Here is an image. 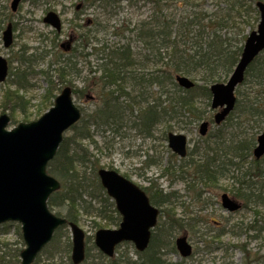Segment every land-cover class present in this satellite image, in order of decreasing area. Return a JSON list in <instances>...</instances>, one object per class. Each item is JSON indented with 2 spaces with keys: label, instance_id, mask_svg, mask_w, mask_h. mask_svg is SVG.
<instances>
[{
  "label": "rangeland",
  "instance_id": "374dc122",
  "mask_svg": "<svg viewBox=\"0 0 264 264\" xmlns=\"http://www.w3.org/2000/svg\"><path fill=\"white\" fill-rule=\"evenodd\" d=\"M91 1L21 0L17 11L11 13V0H0V19L3 22L0 29V56L8 61L10 67L7 78L0 83V116L7 115L10 118L7 129H12L20 123H30L39 119L51 107L54 97L67 83L71 86L72 91L81 95L80 99L76 94L73 97L76 104L86 113L92 112L100 106L101 98L98 93L103 84L97 77L98 74L95 76L91 74L86 82L89 68L92 71L96 68L94 56L88 60L78 59L77 68L81 70L80 76L69 75L65 80H62L65 84L61 85L55 80L53 84L49 82L50 77L55 75L56 57L60 58L61 55L69 54L64 53L60 45L72 38L71 48L74 49L77 38H80L79 35L87 28H92L93 21L95 24H103L106 27V31L96 35L97 40H104V43L109 46L122 45L132 40L133 36L130 31L134 30L139 20L149 18L153 8L150 4H144L142 1L134 2L132 5L122 2V5L120 4L122 8L116 11V16L108 19L107 16L101 15L100 10ZM180 1L182 2V0ZM77 4L82 6L78 11L75 10ZM204 5L203 8H209L207 2ZM170 10L168 9V13L172 14ZM49 11L56 13L60 18L62 22L60 33L53 34L51 28L42 23L43 17ZM182 11L184 12V9ZM257 18L256 16V21H253L252 17L253 29H256ZM9 23L14 26L12 45L9 48H4L1 33ZM93 35L91 36L93 37ZM42 38H45L47 42L45 43ZM131 48L136 54L142 52L136 41L131 42ZM73 49L70 53H73ZM31 56H33V61L30 59ZM75 56L77 57L76 53ZM23 61L25 62L22 63ZM87 62L90 63V67ZM26 63L31 64L23 66ZM11 68H13V74L16 69H19L20 73L24 71V68L30 69L26 87L18 88L15 77L10 75ZM45 72L46 74H44ZM43 74L49 78V84ZM151 90L150 95L147 91L145 96L149 97L150 101L154 99L157 103H161L164 97H160L158 89L151 88ZM82 92H84L83 95ZM7 94L14 98L13 102L6 101ZM85 94H87L86 98H84ZM235 94L237 100L245 98L248 94L253 99L259 95L257 99L263 100L261 105L264 107V86L251 88L247 84H243L236 89ZM120 100L122 101V99ZM206 102L207 100L204 98L197 101V110L203 115L201 120L190 125L181 123L178 126L171 124L167 127L161 123L155 125L148 132H144L139 127L132 128L133 123L138 124L136 119L138 112L143 110L147 104L132 106L133 108L130 109L132 113L126 107V120L123 127L119 129V134L110 131L109 128L104 132L91 129L90 134L92 141L96 144V149L90 144V141L77 142V145L88 153L89 162L79 169L80 174L75 177L80 178L84 175L87 181L92 180L91 169L95 166L97 169L115 171L142 188L148 196L153 193L169 195L168 204L160 207L156 204V207L163 208L165 211L164 217L161 215L158 217V226L161 225L162 229H166V222L178 224L177 228L161 234L162 239L166 238V247L160 251V254H163L167 264H264V233L256 234L257 237L260 236V239L254 240L250 236L255 235V232L237 229L238 226H253V221L264 219V207L250 208V211L242 207L233 213L224 210L221 207L220 197L221 194H226L232 198L229 181L221 180L222 182L204 186L200 184L201 181L192 165V161L195 160L194 156H191V150L195 146L202 148L200 145L202 138L198 135V126L202 121L210 122L214 114ZM258 123H260L258 132H260L264 128L262 119ZM213 126L214 124L210 127ZM255 126L257 127V124ZM169 132L186 136L189 150L186 158L179 160L167 147L166 136ZM71 134V131H67L64 137H69ZM149 158L155 160L156 163L148 164L146 159ZM180 176H184V178L181 179ZM93 204L96 208L101 207L95 202ZM79 214L77 226L85 234L87 250L85 264H106L108 258L98 251L93 241L96 231L117 228L114 225L108 227L105 225V222L114 216L110 215L107 219H100L93 215L87 216L80 212ZM9 224L6 233L1 231L2 227H0V264H20L19 253L25 248L22 237L18 235V233L21 234L20 225ZM180 236H186L187 242L192 247V254L187 259L181 258L174 247V240ZM70 244V231L66 229L60 233L56 240L58 247L55 246L49 252L53 253L56 258H60L62 262L70 261ZM66 245L69 246L68 251H65ZM137 253L132 244L124 243L115 249L112 259L116 260L124 256L123 258L128 259L132 264H141ZM46 257L47 254L44 251L41 252L34 264H45Z\"/></svg>",
  "mask_w": 264,
  "mask_h": 264
},
{
  "label": "trees",
  "instance_id": "16d2710c",
  "mask_svg": "<svg viewBox=\"0 0 264 264\" xmlns=\"http://www.w3.org/2000/svg\"><path fill=\"white\" fill-rule=\"evenodd\" d=\"M96 1L103 6H109V3H114L116 0ZM206 2L209 8H203ZM240 2L241 0H182V2L180 0H152V13L149 18H145L148 21L140 26L137 25L134 30L130 31L133 36L131 41L112 47L103 44L100 49L85 53L86 45L84 46L83 40L89 43L95 37L90 44L103 43L104 40L96 38L99 32L106 31L103 24H94V27L87 30L85 35L77 39L73 53L65 55L66 58L55 69V73L60 80L69 75H78V59L88 60L94 56L97 60L94 72L98 74L103 84L98 93L101 103L97 109L90 114H84L83 118L70 128L69 131L72 134L69 137H63L54 159L47 166V173L60 183V190L51 194L48 199L47 206L50 211L76 224L79 221V212L100 219H107L113 215L114 217L105 222V225L107 227L118 225L120 218L114 209V204L99 184L96 175L97 168L92 167V180L90 181H87L84 175L80 178L75 177L80 174L79 169L89 162L88 153L80 148L77 142L90 141L96 149V144L92 141L90 134L91 129L104 132L109 128L110 131L119 134V129L123 127L126 120V107L130 110L132 106L143 103L147 105L138 112L136 116L138 124L133 123L132 128L139 127L144 132H148L155 125L161 124L164 115L169 123L174 122L175 126L181 123L190 125L199 121L202 115L195 107L197 98L205 96L208 100L210 95L207 85L221 82L226 78L240 57L244 36L241 34L238 39H235L233 36L222 38L219 35L224 30L235 27L236 20L240 18V10L243 9ZM111 7L117 6L113 4ZM168 9H171L172 14L168 13ZM248 11L249 9L246 13ZM256 16V11L251 10L248 16L249 23L252 22V17L253 21H256ZM1 25L3 22H0V29ZM205 29L212 32H205ZM92 34H94L93 37H91ZM132 41L140 45L142 49L140 54L133 52ZM133 56L143 58L145 61L152 60L156 68L151 73H140L138 68H134L137 65H135ZM30 59L33 61V56ZM256 62L257 60L246 72V79H249L248 83L252 88L264 82V71L259 66L254 67ZM31 63L23 64V66ZM87 64L90 66L89 62ZM253 69H256L255 73ZM11 70L10 75L15 77L18 88L26 87L30 69L24 68L21 73L19 69H16L14 74ZM176 74L191 77L192 80L201 82L202 86L199 87L196 84L191 90H183L174 81ZM45 79L48 82L46 76ZM125 88H130L133 95L132 93L127 94ZM151 88H157L160 97H164L161 103H157L154 99L150 101L149 97L145 96L147 91L150 95ZM7 95L6 101L13 102L14 98ZM239 104L231 117L227 118V125L208 135L212 141H205L203 152L207 156L204 161H207L208 155L215 157L226 163L220 166V170L240 175L239 187L231 188L230 192L241 202L243 209L250 211V208L257 209L264 206V157L261 162L249 161L255 144V124L258 129L260 128L259 120L262 119L264 124V108H254L256 104L247 97H243ZM183 110L189 111L188 118L181 117ZM148 161L155 163L150 158ZM91 165H93L92 162ZM251 170H254L253 175ZM166 171L168 173L169 169ZM195 172L201 181L200 184L205 183V180H211L210 174L200 171L199 167L195 168ZM151 197L152 200L157 199L155 204L161 203L165 206L169 202V195L153 193ZM93 202L100 204L101 207L96 208ZM253 223V226H238L237 229L255 232V235L250 238L260 239V236L257 237L256 234L264 233V219L253 221ZM176 225L178 226L177 223ZM9 226L4 225L1 231L6 233ZM66 229V226L59 228L52 241L43 250L47 254L45 264H71L70 261L62 262L60 258H56L53 253L49 252L55 246L58 247L56 240ZM161 229V226L155 228L145 253H137L141 264H167L163 254H160V251L166 247V238L162 239L161 234L166 233L167 229L164 228L162 231ZM18 235L21 237L20 233ZM66 247L65 251H68L69 246L66 245ZM123 257L119 258H122L120 261L119 259H107L106 264H132Z\"/></svg>",
  "mask_w": 264,
  "mask_h": 264
},
{
  "label": "water",
  "instance_id": "95a60500",
  "mask_svg": "<svg viewBox=\"0 0 264 264\" xmlns=\"http://www.w3.org/2000/svg\"><path fill=\"white\" fill-rule=\"evenodd\" d=\"M16 0L12 4L16 7ZM259 25L251 32L241 53L240 62L226 86L211 87L212 109L221 111L214 117L216 124L222 122L233 110L234 89L242 81L243 72L253 57L264 48V7H260ZM44 21L59 31V19L48 13ZM4 47L12 42L11 26L8 25L2 36ZM0 57V82L7 75V62ZM184 89L192 84L185 78H176ZM80 118L78 109L73 105L70 89L65 88L55 98L53 106L38 120L20 123L11 131L6 130L9 123L7 115L0 116V225L18 223L21 225L25 249L20 253L21 264H31L38 253L50 242L56 229L65 225V219L56 217L47 208L49 196L59 188V183L46 173L62 141L63 133ZM207 123L200 125L199 133L204 136ZM168 144L180 157L185 156L186 138L183 135L168 134ZM254 156L264 154V133L258 137ZM100 183L108 197L115 202L121 223L114 230H98L94 236L95 247L104 255L112 257L114 249L123 242H130L139 252L149 243L150 230L156 225L158 211L151 207L148 198L134 184L115 171L100 169ZM222 206L233 212L240 205L222 195ZM71 232V262L81 264L85 259L83 231L69 222ZM182 257L191 254V247L185 237L175 240Z\"/></svg>",
  "mask_w": 264,
  "mask_h": 264
},
{
  "label": "bare ground",
  "instance_id": "6f19581e",
  "mask_svg": "<svg viewBox=\"0 0 264 264\" xmlns=\"http://www.w3.org/2000/svg\"><path fill=\"white\" fill-rule=\"evenodd\" d=\"M15 0H11V3H10V11H11V13H15L16 11H17V9H18V6H19V4H20V2H21V0H16V2H17V4H16V7H15V10H13V8H12V4H13V2H14ZM140 1H142L144 4H150L151 5V7L153 6V4H152V0H116L114 3H109V6H103V5H101L99 2H97L96 0H92L91 2L94 4V6L96 7V8H98L99 10H100V13H101V15H103V16H107L108 17V19H111L112 17H115L116 16V11H118V10H120L122 7H121V5H122V2H127V4H129V5H132L134 2H140ZM242 5H243V9L242 10H240L241 11V14H240V18L239 19H237L236 20V25H235V27H233V29H230V30H224L223 32H221V33H219V35L223 38V37H228V36H233L235 39H238L239 38V36L241 35V36H244V39H243V42H242V45H241V49L243 50V48H244V44H245V42H246V40H247V38L249 37V35L251 34V32H253V31H256L257 30V27H258V25H259V22H260V19H258L257 20V26H256V29H253V26H252V24H251V22L249 23V13H250V11L252 10V11H256V13L259 11V9H260V7H264V0H241V2H240ZM96 4V5H95ZM113 4H116V6L117 7H111V5H113ZM121 4V5H120ZM84 5H85V3H84ZM81 4H77L76 6H75V10L76 11H78V10H80L81 9ZM249 9V11L246 13V10H248ZM47 16V13L45 14V16L43 17V19H42V23L44 24V25H46V26H48V27H50L51 28V30H52V33L53 34H56L58 31L56 30V28H54L53 26H51L50 24H48L46 21H44V19H45V17ZM4 21V20H3ZM148 21V19H144V20H139L138 22H137V25H141V24H143V23H145V22H147ZM0 22H2L1 21V19H0ZM95 24V22L93 21V25ZM8 25H10L11 26V31L12 30H14V26L11 24V23H9ZM86 26V25H85ZM91 26H92V22H91ZM94 27V26H93ZM61 29H62V22L59 20V32H61ZM88 29H90V28H87L82 34H80L79 36L81 37V36H83V35H85V33H86V31L88 30ZM208 31V33H211L212 31H210V30H208V29H205V32H207ZM3 32H4V30L2 31V33H1V36H3ZM92 37V36H91ZM95 38V37H94ZM94 38H92V40L90 41V42H92V41H94L93 39ZM43 39V41L45 40V38H42ZM78 39V38H77ZM45 43L47 42V40H45L44 41ZM90 42L89 43H87V41L86 40H83V44H84V46L86 47V49H85V53H91L94 49H100V46L102 45L103 46V44H105L106 46H108V47H112V46H115V45H118V44H114V45H108V44H106V43H104V41H103V43L101 44V43H92V44H90ZM3 46H4V44H3ZM4 48H6V47H4ZM262 55H264V48L262 49V50H260L254 57H253V59L248 63V65L246 66V68H245V70H244V72H243V77H242V81L240 82V83H238L236 86L237 87H239V86H241V85H243V84H247L248 86H250L251 88H252V86L248 83V80L246 79V72H247V70H248V68L250 67V65L255 61V60H257V62H256V64L254 65V67L255 66H259L263 71H264V56H262ZM262 56V57H261ZM1 57V56H0ZM66 58V56H63V55H61L60 56V58H59V56H57L56 57V65H57V67L56 68H58L59 67V65H60V63L64 60ZM3 61H5V62H7V60L5 59V58H1ZM133 59L135 60V65H137V66H134V68H138V70H139V72L140 73H144V74H146V73H151L152 72V70H154L155 68H156V66L152 63V60H147V61H145L143 58H139V57H137V56H133ZM94 62L96 63L97 62V60H96V58H94ZM239 62H240V58L238 59V61L236 62V64L234 65V67H233V69H232V71L230 72V74L226 77V78H224L223 80H221V82H215V83H212V84H210V85H207V90H208V92H209V95H210V97H209V99L207 100L206 98H205V96L203 97V96H200L199 98H197V101H198V99H200V98H204V99H206L207 100V102H206V105L207 106H209V107H211L212 106V94H211V87L212 86H216V85H223V86H226L227 85V83L229 82V80L231 79V77H232V75H233V73H234V71L236 70V68H237V66H238V64H239ZM78 66V65H77ZM88 67H90V66H88ZM10 68V67H9ZM9 68H8V71H9ZM55 68V69H56ZM55 71V70H54ZM255 71H256V69H253V72L255 73ZM78 72H79V74L78 75H76V74H74V75H72V76H74V77H78V76H80V72H81V70H80V68L78 69ZM44 74H46V72L44 73ZM43 74V77L45 78V75ZM91 74H93V76H95L97 73H95L94 71H92L90 68H89V74L87 75V78H86V82L88 81V77L91 75ZM67 77V76H66ZM98 77V76H97ZM177 77H179V78H185V79H187L191 84H192V86L189 88V89H193L195 86H196V84H197V86H199V87H201L202 85H201V82H199V81H196V80H192V78L191 77H188V76H185V75H181V74H176L175 75V78H177ZM47 78V77H46ZM51 79H49L50 81V83H52L53 84V82H54V80L56 81V82H58L59 83V85H61V84H63L64 82L62 81V80H60V79H58V77H57V75H56V73H55V75H53L52 77H50ZM66 79V78H65ZM65 79H63V80H65ZM245 80H247V81H245ZM61 83H60V82ZM85 82V83H86ZM48 83V82H47ZM49 84V83H48ZM65 84V83H64ZM176 85L178 86V87H181L178 83H176ZM262 86H264V82L261 84V85H256V86H254L253 88H255V87H262ZM62 88V87H61ZM65 88H69L70 89V95H71V100H72V103H73V105L78 109V111H79V113H80V118H79V120H81L82 118H83V116H84V114H90L91 112H89V113H86L85 111H84V109H82V108H80L79 106H78V104H76V102H75V100H74V97H73V95L74 94H76V92H74V91H72V88H71V86H69V84L67 83L66 85H64L63 86V88L60 90V92L59 93H61L62 92V90H64ZM125 90V92H127V94H129V95H131V93H132V91L130 90V88H125L124 89ZM83 93L84 92H82L81 94L83 95ZM86 95L87 94H85L84 95V98H86ZM76 96H78L77 98H79L80 99V97H81V95H79V94H76ZM246 97L247 98H249V100L250 101H254V103L256 104L255 106H254V108H256V109H261V108H264L263 107V105H261V104H263V100H259V99H257V97H259V95H256V97L253 99V98H251V96H248V95H246ZM245 97V98H246ZM197 101H196V105H195V107H196V109L198 108V106H197ZM239 102H240V100H236L235 101V103H234V106H233V110L234 111H236V109L239 107ZM188 112L189 111H187V110H183V111H181V114H182V118H188ZM161 123L164 125V126H168V125H171V124H173L174 125V122H170L169 123V121H168V119H167V117L164 115L163 117H162V120H161ZM227 125V123L226 122H221V123H218V124H214V126L211 128H209L208 130H207V132H206V134L204 135V137L201 139V141H200V145L202 146V148H199L198 146H195L193 149H192V155L191 156H194L193 158H194V162L192 161V165H193V167L194 168H196V167H199V169H200V171H204V172H207V173H209V174H213V173H221V172H223L224 170H220V166L221 165H226V163L225 162H223V161H220L219 159H217V158H215V157H212V156H209L208 155V159H207V161H204L205 160V158L207 157L206 156V154L203 152V150H204V148H205V141H207V142H211L212 141V139H209L208 138V135L210 134V133H212V132H214V131H216L217 129H220V128H223L224 126H226ZM211 129V130H210ZM255 131H256V136H255V144H254V147L252 148V150H251V157L249 158V161H255V162H261L262 160H263V157H264V154L260 157V158H256L255 156H254V150H255V148L257 147V145H258V137L259 136H261L263 133H264V129L262 130V131H260V132H258V130L260 129H258V127H256L255 126ZM55 157V156H54ZM195 157H197L196 159H195ZM202 158V159H201ZM54 159V158H53ZM52 159V160H53ZM51 160V161H52ZM51 161H49V162H51ZM49 162H48V164H49ZM48 164H47V166H48ZM47 166H46V168H47ZM251 173H252V175H253V173H254V170H251ZM222 178L223 179H225V180H227V181H229V183H230V188H232V189H235V188H238L239 187V181H240V175H236V174H234V173H230V172H223V174H222ZM126 180L127 181H129L130 183H132L130 180H128L127 178H126ZM133 184V183H132ZM60 190V188H58L55 192H57V191H59ZM264 207V206H263ZM261 208V207H260ZM69 227V223H66L65 225H63V226H61V227H59V228H62V227ZM58 228V229H59ZM58 229H56L55 231H54V233H53V235H52V238H51V241H52V239H53V236H54V234H55V232L58 230ZM50 241V242H51ZM84 241H85V234H84ZM86 258V257H85ZM108 259H112V257H107ZM106 258V259H107Z\"/></svg>",
  "mask_w": 264,
  "mask_h": 264
},
{
  "label": "flooded vegetation",
  "instance_id": "af4514ba",
  "mask_svg": "<svg viewBox=\"0 0 264 264\" xmlns=\"http://www.w3.org/2000/svg\"><path fill=\"white\" fill-rule=\"evenodd\" d=\"M70 38V37H69ZM72 42H73V39L71 38V40L70 39H68L67 40V42L66 43H62L61 45H60V48H65V52H67V53H70V51L73 49V48H71V45H72ZM192 155V154H191ZM187 157V156H186ZM185 157V158H186ZM179 160H182V157H180V158H178ZM184 159V158H183ZM178 171H180V170H178ZM228 172H230V171H228ZM210 176H211V180H205L204 182L205 183H207L208 185H213V184H216V183H219V182H222L221 180H225V179H223L222 178V174L221 173H213V174H210ZM180 177H183V176H180ZM205 183H203V185L205 186ZM208 185H206V186H208ZM142 189V188H141ZM143 190V189H142ZM144 191V190H143ZM145 192V191H144ZM222 195V194H221ZM147 197H148V199H149V201H150V203H152V205H153V207H155V208H157V210H158V214L159 215H161L162 217H164V213H165V211L163 210V208H158V207H160L162 204L161 203H159V204H157L158 205V207H156V204H155V201L157 200L156 198H154L153 200H152V197L151 196H148L147 195ZM161 220V219H160ZM157 221H158V218H157ZM172 225L173 226H177L176 224H174V223H172ZM161 226V225H160ZM157 227H159L158 225H157ZM156 227V228H157ZM154 232V231H153Z\"/></svg>",
  "mask_w": 264,
  "mask_h": 264
}]
</instances>
